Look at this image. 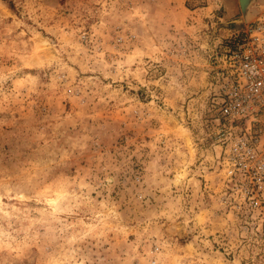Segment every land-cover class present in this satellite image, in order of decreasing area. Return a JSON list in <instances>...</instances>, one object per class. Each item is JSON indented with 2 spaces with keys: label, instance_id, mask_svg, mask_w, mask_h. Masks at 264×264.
I'll use <instances>...</instances> for the list:
<instances>
[{
  "label": "rangeland",
  "instance_id": "obj_1",
  "mask_svg": "<svg viewBox=\"0 0 264 264\" xmlns=\"http://www.w3.org/2000/svg\"><path fill=\"white\" fill-rule=\"evenodd\" d=\"M238 0H0V264H264L222 200L216 60Z\"/></svg>",
  "mask_w": 264,
  "mask_h": 264
},
{
  "label": "built area",
  "instance_id": "obj_2",
  "mask_svg": "<svg viewBox=\"0 0 264 264\" xmlns=\"http://www.w3.org/2000/svg\"><path fill=\"white\" fill-rule=\"evenodd\" d=\"M217 58L213 136L222 200L264 228V5Z\"/></svg>",
  "mask_w": 264,
  "mask_h": 264
},
{
  "label": "bare ground",
  "instance_id": "obj_3",
  "mask_svg": "<svg viewBox=\"0 0 264 264\" xmlns=\"http://www.w3.org/2000/svg\"><path fill=\"white\" fill-rule=\"evenodd\" d=\"M254 0H243V3H242V14H243V17L245 19H250L253 14L251 13V10H250V4L253 2Z\"/></svg>",
  "mask_w": 264,
  "mask_h": 264
},
{
  "label": "water",
  "instance_id": "obj_4",
  "mask_svg": "<svg viewBox=\"0 0 264 264\" xmlns=\"http://www.w3.org/2000/svg\"><path fill=\"white\" fill-rule=\"evenodd\" d=\"M239 1V5H240V8H241V11H243L242 10V3H243V0H238Z\"/></svg>",
  "mask_w": 264,
  "mask_h": 264
}]
</instances>
